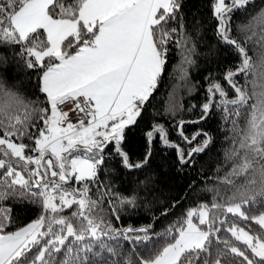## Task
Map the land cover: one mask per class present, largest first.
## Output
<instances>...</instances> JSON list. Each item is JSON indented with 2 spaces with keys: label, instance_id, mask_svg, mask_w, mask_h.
Listing matches in <instances>:
<instances>
[{
  "label": "snow or ice",
  "instance_id": "6c2138e0",
  "mask_svg": "<svg viewBox=\"0 0 264 264\" xmlns=\"http://www.w3.org/2000/svg\"><path fill=\"white\" fill-rule=\"evenodd\" d=\"M184 6V0H0V68H8L10 51L28 70L36 97L26 99L0 76V264H264V211H246L264 208V9L239 25L237 35L232 28L234 16L254 10L255 0H211L217 44L239 63L205 77L198 119L179 125L188 150L158 123L145 133L142 158L133 161L126 148L127 130L143 119L170 51H180L175 70L182 80L194 63ZM191 24L199 34L203 21L194 15ZM66 104L83 113L78 124L67 122L60 110ZM166 112L174 115V105ZM214 113L228 144L215 181L231 194L206 187L211 208H190L164 232L151 224L117 227L122 212L140 208L155 190L151 177H137L123 191L116 184L150 166L153 137L175 150L180 170L194 167L215 139L202 128L189 137L185 124L199 125ZM70 181L78 187H65ZM27 205L41 215L12 230L15 208ZM169 214L168 208L161 213ZM228 214L259 230L228 227ZM154 238L167 242L159 248ZM120 241L138 247L125 256Z\"/></svg>",
  "mask_w": 264,
  "mask_h": 264
},
{
  "label": "trees",
  "instance_id": "16d2710c",
  "mask_svg": "<svg viewBox=\"0 0 264 264\" xmlns=\"http://www.w3.org/2000/svg\"><path fill=\"white\" fill-rule=\"evenodd\" d=\"M184 3V13L187 15L188 21L187 32L195 45V52L191 56L194 63L190 66L186 65L188 69L187 78L182 80L179 71L175 70L181 62L180 51L179 49L170 51L166 70L162 73L157 88L150 97V104L143 113V119H140L137 125L127 130L126 148L133 161L139 160L148 151L149 144L145 139V133L153 123L165 125L171 142L181 144L184 150L187 151L188 145L184 144L178 135L179 125L181 121L189 122L198 119L200 115L199 106L205 103V90L207 88L205 77L210 74L213 76L222 75L223 69L227 65H237L239 63V57L234 52L217 44V38L214 35L215 21L211 14V0H184ZM255 4L254 10L250 8L247 13H237L234 16L232 20L234 35L238 34L239 25L248 23L252 16L264 9V0H255ZM194 15L196 19L203 21L199 34L191 24ZM188 47H192V44ZM5 54L9 57L8 68L6 70L0 68V76H3L10 86L18 88L20 94L26 99L35 100L36 97L30 95L32 89L29 86L28 70L24 67L23 62L12 60L10 51ZM250 55L255 59L256 54L254 52L250 51ZM31 82L35 83V75L31 77ZM239 83L244 84V77H240ZM234 96L235 93L232 92L229 98H234ZM170 104L174 105V115L166 112ZM193 105L197 107L193 109ZM190 109L192 110L190 111ZM220 124L219 113H214L213 117L199 125L185 124L184 131L186 135L190 137L198 128H202L213 136L215 144L196 158L194 167L184 168L183 170H180L176 162L175 150L164 148L162 142L153 137L155 142L151 145L152 159L150 166L138 173L134 172L131 177L123 175V184L121 185L120 180H117L116 184L123 191L137 177L140 180L151 177L154 181L155 190L143 206L135 211L122 212L123 222L122 224L118 222L116 226L126 227L132 225L139 228L151 224L155 232H164L173 223L181 219L190 208L198 207L201 203H206L211 208L212 193L205 191L206 187L218 186L222 192L230 195L231 193L227 192L224 185H217L215 181L216 169L218 166L223 165V150L228 147V144L224 142V133L220 131ZM229 168L230 165L224 167V170L218 175L223 176ZM193 182H195V186L192 191H189V186ZM69 184L78 187L74 181H70ZM177 201H180L179 206L172 208L171 205ZM165 208H168L171 214L162 216L161 213ZM73 210L75 208L65 210L63 214L70 215ZM246 211L250 216H256L264 211V208L259 205L246 206ZM39 215H41V210L35 205L17 206L14 211L16 223L12 230L26 226ZM219 219H224V215L221 214ZM233 223L237 227L246 230L249 226L253 231L259 230L258 226L253 224L252 221L245 222L239 217L228 214L227 226L231 227ZM220 236L242 247L239 242L231 237L230 233L221 232ZM155 240H159L157 244L159 248H162L167 242V238H154V242ZM120 243L125 256L133 254L138 247L131 242L120 241Z\"/></svg>",
  "mask_w": 264,
  "mask_h": 264
},
{
  "label": "built area",
  "instance_id": "2783aa9c",
  "mask_svg": "<svg viewBox=\"0 0 264 264\" xmlns=\"http://www.w3.org/2000/svg\"><path fill=\"white\" fill-rule=\"evenodd\" d=\"M79 100L82 102L83 98H79ZM60 110L68 114L67 122L78 124L83 118V113H80L78 110H76L74 104L61 105Z\"/></svg>",
  "mask_w": 264,
  "mask_h": 264
},
{
  "label": "rangeland",
  "instance_id": "374dc122",
  "mask_svg": "<svg viewBox=\"0 0 264 264\" xmlns=\"http://www.w3.org/2000/svg\"><path fill=\"white\" fill-rule=\"evenodd\" d=\"M65 155H66V153H65ZM57 170H58V169H57ZM49 179H52V178L50 177V174H49ZM74 182H75V181H74ZM65 187L77 188V186L74 185V184H66ZM194 222H198V221L194 220Z\"/></svg>",
  "mask_w": 264,
  "mask_h": 264
}]
</instances>
